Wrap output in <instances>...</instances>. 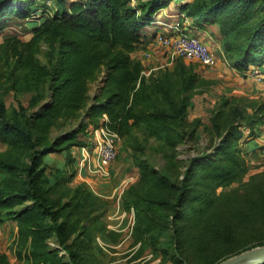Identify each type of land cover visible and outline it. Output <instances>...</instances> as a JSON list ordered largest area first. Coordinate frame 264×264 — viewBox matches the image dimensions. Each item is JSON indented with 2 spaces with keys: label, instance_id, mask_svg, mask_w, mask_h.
<instances>
[{
  "label": "trees",
  "instance_id": "16d2710c",
  "mask_svg": "<svg viewBox=\"0 0 264 264\" xmlns=\"http://www.w3.org/2000/svg\"><path fill=\"white\" fill-rule=\"evenodd\" d=\"M173 1L55 0L56 9L50 12L43 0H0V31L20 19L29 21L32 32L27 40L12 36L0 42V142L6 146L0 150V224L16 221L20 257L25 251L37 263L83 264L84 248H89V259L103 250L98 235L107 245L116 240V231L107 230L108 203L85 181L71 189L68 182L76 174L75 167L71 178L67 177L76 162L73 147L88 144L89 130L101 124L104 114L122 138L130 137L138 127L174 144L190 136L189 95L178 101L155 80L147 81L142 74L145 59L135 55L145 48L141 45L144 28L155 24L158 13ZM179 9L184 14L181 20L190 17L201 27H219L222 50L237 69L264 70V0H192L180 3ZM179 63L184 73L192 69L185 61ZM188 74L189 86L199 81L195 74ZM100 76L98 91L90 101V83ZM11 91L32 93L29 106L18 99L10 110L5 96ZM162 92L166 101H160ZM31 106L35 109L29 111ZM235 111L240 120L219 134L213 151L190 159L183 183L176 185L175 200L158 197L157 187L151 192L156 197L149 195L136 183L123 195L124 209L135 210V236H148L174 264L185 258L182 228L186 222L211 220L205 213L208 206L199 203L195 183L208 184L212 191L246 170L241 140L246 138L247 148L250 136L264 121V100L251 114ZM62 119H79V123L52 136L53 126ZM85 133H89L87 139L81 137ZM53 153L63 155L64 166L46 160ZM139 182L148 189L168 180L149 164L142 166ZM168 206L173 217L167 220ZM169 224L173 230L159 231ZM263 238L232 246L214 263L263 245ZM0 264H9L8 253H0Z\"/></svg>",
  "mask_w": 264,
  "mask_h": 264
},
{
  "label": "rangeland",
  "instance_id": "374dc122",
  "mask_svg": "<svg viewBox=\"0 0 264 264\" xmlns=\"http://www.w3.org/2000/svg\"><path fill=\"white\" fill-rule=\"evenodd\" d=\"M183 2V1H182ZM181 2V3H182ZM50 12L56 9L55 0H43ZM28 20L13 19L11 24L0 31V42L8 37L17 36L23 40L31 37V26ZM187 26L185 29H188ZM196 28L202 29L201 26ZM222 39L223 36L221 35ZM207 44V43H206ZM222 47V40H221ZM218 55L219 62L214 68L203 65L198 60H187L173 55L170 48L162 47L154 41L150 48H141V55L146 62V69L155 68L151 74L144 75L148 80H155L171 92L176 100L189 95L187 106L189 137L186 141L174 143L151 133L144 127L133 130L128 138H122L116 159L110 164L109 174L95 176L90 173L83 175L80 172L79 159L80 147H73L76 162L69 167L67 177L75 167L76 174L69 177L71 189L79 182L85 181L88 186L109 205L106 216L107 230H115L118 234L116 240L107 245L98 235L97 240L103 250L97 251L95 258L89 259L84 248L81 255L83 264H174L162 256L163 248H155L149 241L148 236L143 239L135 236L137 224L135 210H125L123 195L133 184H138L149 195L155 191L160 198L176 199L177 184H182L185 178V170L194 156L203 152L213 151L214 144L221 139L228 125L237 123L240 117H236L235 108L241 109L243 114L253 113L259 102L264 100V88L259 89V83L264 85V78L258 79L249 71H242L234 66L229 56L211 46ZM145 51H150L151 56L146 57ZM41 58H43L41 56ZM185 61L191 70L186 72L195 74L199 81L194 85L187 84L188 73L181 69L180 61ZM264 71V70H263ZM102 76L90 83V101L98 91ZM259 93V95H257ZM160 101H166V94L161 93ZM32 93L23 92L16 95L13 91L5 96L6 103L11 110L19 99L29 106ZM30 107L29 111L34 110ZM218 121V126L214 118ZM79 123V119H62L52 128V136L60 132L73 129ZM90 131V130H89ZM257 132L251 135L249 146L246 148V138L241 140L244 147L246 170L224 186H219L211 191L208 184L195 183L199 194V203H205L208 208L205 213L209 219L202 222H190L182 228L184 239L185 258L179 264H218L214 263L217 257L229 253L234 245L251 243L258 237H264V121L257 125ZM250 132L246 129V134ZM89 136L81 134L83 139ZM253 136V137H252ZM179 141V142H178ZM6 146L0 142V150ZM51 165L64 166L65 159L61 154H51L46 157ZM153 165L160 173L167 177L168 182L164 185H149L146 189L141 179L143 165ZM82 173V174H81ZM82 176L90 178L88 181ZM93 178H92V177ZM60 190L55 195H59ZM133 192V191H132ZM130 192V193H132ZM201 194H200V193ZM210 193L213 196L210 201ZM71 194L68 190L67 195ZM165 218L173 217V210L169 206L165 211ZM185 223V222H184ZM183 224V223H182ZM159 230H173V226L162 225ZM162 239L163 235L161 236ZM78 239V238H77ZM81 238H79L80 240ZM18 226L15 220L9 219L0 225V253L9 255V264H45L37 263L28 259L23 251L19 255ZM264 240V238H263ZM53 245H58L50 239ZM90 243V240L88 241ZM81 252V250H80ZM92 258V257H91Z\"/></svg>",
  "mask_w": 264,
  "mask_h": 264
},
{
  "label": "built area",
  "instance_id": "2783aa9c",
  "mask_svg": "<svg viewBox=\"0 0 264 264\" xmlns=\"http://www.w3.org/2000/svg\"><path fill=\"white\" fill-rule=\"evenodd\" d=\"M179 16L169 22L160 17L154 21L167 28L166 31H160L155 35V42L162 47L170 48L174 56L198 60L209 68L216 67L219 62L218 55L194 33L193 29L190 27L185 29L187 25ZM144 55L149 57L151 53L145 51ZM154 69L145 68L142 74L149 75ZM249 72L258 79L264 78V71L259 68H253ZM121 139L120 134L109 126L108 116L104 114L101 124L91 128L88 144L80 147V172L85 169L94 175H108V167L117 157Z\"/></svg>",
  "mask_w": 264,
  "mask_h": 264
},
{
  "label": "crops",
  "instance_id": "0c3cea01",
  "mask_svg": "<svg viewBox=\"0 0 264 264\" xmlns=\"http://www.w3.org/2000/svg\"><path fill=\"white\" fill-rule=\"evenodd\" d=\"M186 2V1H192V0H174L168 7L162 9L156 18L160 17L164 19V21H173L175 20L179 15L184 16L183 13L180 12L179 6L181 2ZM185 18V23L190 29H193L194 33L199 36V38L207 43L210 47L215 46L218 50H221L223 52L222 47H221V34L219 32V27L216 24H209L206 26H203L202 29L196 28V24H194L193 20L190 17H184ZM199 26V25H198ZM166 26L162 24H152L149 26H146L144 28V42L141 45H144L147 48H150L154 44V36H155V31H166ZM141 49L139 48L138 50L135 51V55H141ZM264 69V67H263ZM259 89L264 88V85H261V83L258 84ZM260 94H264V92H260ZM259 95V93H257ZM264 96V95H263ZM86 173H90L87 170L84 169L83 175ZM82 174V173H81ZM92 174V173H90ZM94 175V174H93ZM89 176V175H88ZM87 176V177H88ZM97 176V175H95ZM82 179L89 181L90 178L87 179V177L82 176ZM92 177V176H91ZM93 178V177H92ZM92 184V183H91ZM93 185V184H92ZM3 224V223H2ZM2 224H0L2 226Z\"/></svg>",
  "mask_w": 264,
  "mask_h": 264
},
{
  "label": "water",
  "instance_id": "95a60500",
  "mask_svg": "<svg viewBox=\"0 0 264 264\" xmlns=\"http://www.w3.org/2000/svg\"><path fill=\"white\" fill-rule=\"evenodd\" d=\"M264 244L242 251L229 258L220 261L218 264H263Z\"/></svg>",
  "mask_w": 264,
  "mask_h": 264
}]
</instances>
